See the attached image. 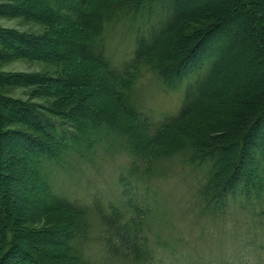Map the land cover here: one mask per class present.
Instances as JSON below:
<instances>
[{"label":"trees","instance_id":"1","mask_svg":"<svg viewBox=\"0 0 264 264\" xmlns=\"http://www.w3.org/2000/svg\"><path fill=\"white\" fill-rule=\"evenodd\" d=\"M9 1L14 4L3 6L13 13L34 11L23 0ZM36 4L80 29L84 38L67 34L52 39L46 33L17 34L0 28V67L7 57L23 56L86 65L96 75H79L77 70L58 78L40 73L38 78L10 75L0 68V264L16 252L25 258L15 264H89L81 248L91 240L89 229L97 218L104 227L99 238L103 247L93 245L90 251L101 257L100 264H152L153 205L147 191L140 192L139 181L145 171L177 156L201 173L192 197L203 217H226L236 208L253 211L254 226H264L260 219H264V0H37ZM109 30H123L126 37L132 33L131 46L122 57L109 48L105 34ZM147 71L166 88H183L175 114L158 119L138 107L133 92ZM30 85L39 90L53 87L60 97L50 111L63 113L71 127L47 123L37 104L8 95L10 87ZM89 86L105 90L107 105L128 117L120 121V128L126 131L124 150L133 160L118 176L116 199L105 200L88 185L82 188L76 176L97 158L94 122L100 118L88 117L83 101L77 100ZM20 125L39 136L14 129ZM31 136L39 143L34 145ZM4 149L16 151L20 162L3 157ZM21 162L26 166H20L19 177L7 172V167ZM20 180L38 184L41 196L47 198L43 204L32 199L24 220L3 202L6 183ZM26 189L32 192L33 187ZM159 229L158 239L163 233ZM256 238L240 241L246 247L255 242L264 250V238ZM176 242L174 248L165 241L171 249L168 264H264V256L245 259L237 246L233 254L211 263L203 253H190L200 249L187 237Z\"/></svg>","mask_w":264,"mask_h":264},{"label":"rangeland","instance_id":"2","mask_svg":"<svg viewBox=\"0 0 264 264\" xmlns=\"http://www.w3.org/2000/svg\"><path fill=\"white\" fill-rule=\"evenodd\" d=\"M31 6V9L26 14H20L18 12H12V9L5 8V4H14L9 0H0V9L4 14H0V28L3 30H9L17 34H41L50 36V38H59L62 35H72L74 39H82L84 36L80 29L68 25L61 17L51 15L46 10L40 9V5L36 4L37 0H23ZM15 6V5H14ZM37 8V9H36ZM36 9V10H35ZM264 10H262L263 12ZM7 13V14H6ZM10 14V15H9ZM36 15V16H35ZM35 16V17H32ZM123 30H109L106 31L108 37L107 42L112 52H115L117 57H122L129 47L131 46L130 39L132 33L124 34ZM109 40V41H108ZM128 41V42H127ZM130 42V43H129ZM49 48L53 44H47ZM61 49V47H58ZM35 53V54H34ZM33 55H37L34 52ZM1 70L10 75H32L40 77V73H47L50 77H63L68 76L70 72L78 71L79 75H87L89 68L86 65L77 66L69 63H47L44 61L36 60L33 58L23 56H10L7 57L1 63ZM87 68V69H86ZM95 77L96 73L90 72L89 75ZM243 78L247 76V72L242 73ZM60 85H54L59 88ZM84 92V93H83ZM83 92L77 98L78 103L83 101L82 106L87 112L88 117L100 118L94 122L96 139L98 140L95 147L97 158L93 165L90 167L82 168L76 174L79 179V185L84 188L93 189L100 193L105 199H116L119 193L118 176L130 167V156L124 149L127 147V140L125 139L126 133L123 128H120V121L127 118L119 114V111H115L113 106L107 105L108 98L105 97L106 91H96L92 87L83 88ZM183 94V88L169 89L166 88L160 79L149 71L145 72L143 76L138 80L136 88L133 92V98L135 99L139 108H142L147 113L153 114L156 118H161L166 115L175 114L180 105ZM8 95L10 97L21 100L22 102L35 103L43 114L48 118V122H57L64 128L71 127V120L63 117V113L59 114L58 110L50 107L57 102L60 95H56V91L53 87H42L39 90L38 85H30L27 87H10ZM47 108V109H46ZM49 109V110H48ZM59 114V115H58ZM68 115V113H64ZM66 118V119H65ZM46 120V118H44ZM64 122V123H62ZM97 123V124H96ZM20 132L23 130L34 137H38L39 133H36L31 127H24L22 125L14 128ZM24 133V132H23ZM31 136V137H32ZM33 138V143L36 145L38 139ZM125 146V147H124ZM9 153L14 156L9 155ZM17 152L4 149L3 157L13 158L17 160ZM11 158V159H12ZM20 162L19 160H17ZM181 157H174L169 160H165L163 163L157 164L150 172L142 174L139 181V190L141 193L146 192L150 196V201L153 205V212L150 216V223L155 228H162L165 232V226L167 225L173 232L168 233L171 240H168L171 245L173 243L174 248L177 245V240L181 237H187L191 240V245H196L198 251L190 250L194 254L203 253L207 259L205 261L223 259L228 254H233L237 247L242 248V254L245 259L253 258L255 255H260L263 260L264 250H261L259 245L253 242L246 247L240 239H255L257 236L264 238V232L260 234V230L263 227L254 226L252 212H244L240 209L233 208L228 216H221L216 219H209L203 217L199 212H196L195 218L191 221L186 229L180 232L179 235H175V231L179 230V225L173 219L174 216L179 213L181 219H186L187 215L196 210L195 199L192 197L195 190L197 177L201 175L197 169L189 164H183ZM22 163V162H21ZM13 163L12 166L7 167V172L15 177H19L20 166L24 167L25 162ZM18 165V169L15 167ZM15 166V167H14ZM12 167L14 169H12ZM9 168V169H8ZM143 171V170H141ZM145 174V175H144ZM10 181V180H7ZM8 193L4 194L3 202L7 205L9 211L14 214L23 217L28 212L31 206V201L43 204L47 200L40 194V188L38 184L32 185L23 180L19 182L6 183ZM26 186V187H25ZM28 186H32V192L26 189ZM78 188L76 187L75 190ZM82 196V192L78 191ZM84 195V194H83ZM26 198L27 200L23 201ZM32 201V202H33ZM262 222L264 219L260 216ZM247 220H250L251 224H245ZM154 228V230H155ZM254 232L250 231L253 230ZM203 230V231H202ZM256 236V237H255ZM257 239V238H256ZM239 244V245H238ZM237 246V247H236ZM173 248V250H174ZM239 253V252H237ZM215 256V257H213ZM24 254L16 252L11 257H8L3 264H15L18 259H24ZM227 260V259H226ZM221 262V261H220Z\"/></svg>","mask_w":264,"mask_h":264},{"label":"clouds","instance_id":"3","mask_svg":"<svg viewBox=\"0 0 264 264\" xmlns=\"http://www.w3.org/2000/svg\"><path fill=\"white\" fill-rule=\"evenodd\" d=\"M199 209H196L194 212H191L187 215L186 219H181V216L179 213H177L176 216L173 217L175 222L179 225V230L175 231V235H179L181 231L186 229L188 225L191 223V221L195 218L196 212H198ZM165 232L161 234V237L158 239L156 236V232H159V228H155L154 232L150 233L153 240V248L155 249L153 252V261L152 264H168L169 260L171 259V249L169 246L166 245V240H171L172 237L168 235V233L173 232V229L165 226ZM104 234V227L102 225V222L99 220V218L96 219L95 224L89 229V235L91 237V240H86L84 245L81 248V254L83 256V259L88 261L89 264H100L101 257L97 255H93L90 251V248L93 245H96L98 247H103V242L99 239ZM75 243V240L73 241Z\"/></svg>","mask_w":264,"mask_h":264}]
</instances>
